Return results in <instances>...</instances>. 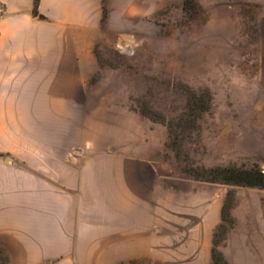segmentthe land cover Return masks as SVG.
Returning <instances> with one entry per match:
<instances>
[{"label": "rangeland", "instance_id": "374dc122", "mask_svg": "<svg viewBox=\"0 0 264 264\" xmlns=\"http://www.w3.org/2000/svg\"><path fill=\"white\" fill-rule=\"evenodd\" d=\"M98 3L63 130L74 239L32 262L264 264V188L193 178L203 166L264 170V0Z\"/></svg>", "mask_w": 264, "mask_h": 264}, {"label": "crops", "instance_id": "0c3cea01", "mask_svg": "<svg viewBox=\"0 0 264 264\" xmlns=\"http://www.w3.org/2000/svg\"><path fill=\"white\" fill-rule=\"evenodd\" d=\"M98 2L40 0L41 19L34 0H0V248L8 264L61 258L74 239L66 226L77 224L79 184L74 165L66 168L64 147L74 143L63 130L80 94V32L96 26ZM34 128L47 136L34 137Z\"/></svg>", "mask_w": 264, "mask_h": 264}, {"label": "trees", "instance_id": "16d2710c", "mask_svg": "<svg viewBox=\"0 0 264 264\" xmlns=\"http://www.w3.org/2000/svg\"><path fill=\"white\" fill-rule=\"evenodd\" d=\"M39 1L34 0L33 15L41 19L46 18L39 11ZM201 111L206 109V106H199ZM193 125L195 122H191ZM0 156L2 154L0 153ZM194 170L193 178L196 180H201L209 183H221L228 185H241L264 188V170L257 166H216V167H197Z\"/></svg>", "mask_w": 264, "mask_h": 264}]
</instances>
